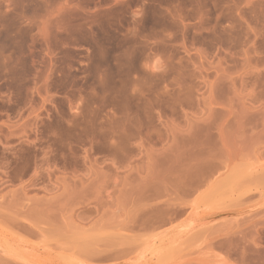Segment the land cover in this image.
I'll list each match as a JSON object with an SVG mask.
<instances>
[{"label": "rangeland", "instance_id": "374dc122", "mask_svg": "<svg viewBox=\"0 0 264 264\" xmlns=\"http://www.w3.org/2000/svg\"><path fill=\"white\" fill-rule=\"evenodd\" d=\"M0 264H264V0H0Z\"/></svg>", "mask_w": 264, "mask_h": 264}]
</instances>
